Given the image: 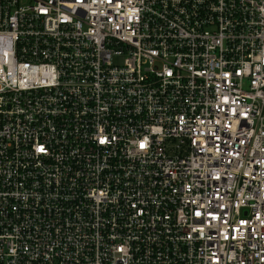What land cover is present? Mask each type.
<instances>
[{
	"label": "built area",
	"instance_id": "built-area-1",
	"mask_svg": "<svg viewBox=\"0 0 264 264\" xmlns=\"http://www.w3.org/2000/svg\"><path fill=\"white\" fill-rule=\"evenodd\" d=\"M0 264H264V0H0Z\"/></svg>",
	"mask_w": 264,
	"mask_h": 264
}]
</instances>
